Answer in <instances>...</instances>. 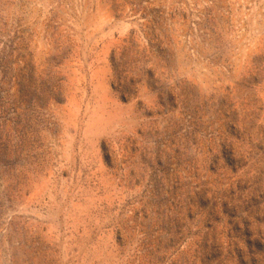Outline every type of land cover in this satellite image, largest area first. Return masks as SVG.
Returning a JSON list of instances; mask_svg holds the SVG:
<instances>
[{"label": "rangeland", "instance_id": "obj_1", "mask_svg": "<svg viewBox=\"0 0 264 264\" xmlns=\"http://www.w3.org/2000/svg\"><path fill=\"white\" fill-rule=\"evenodd\" d=\"M0 264H264V0H0Z\"/></svg>", "mask_w": 264, "mask_h": 264}]
</instances>
